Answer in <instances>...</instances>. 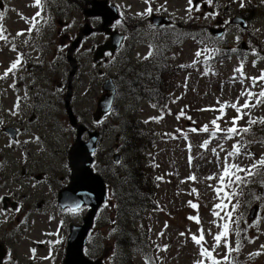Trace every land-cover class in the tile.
I'll return each instance as SVG.
<instances>
[{"label":"rangeland","instance_id":"1","mask_svg":"<svg viewBox=\"0 0 264 264\" xmlns=\"http://www.w3.org/2000/svg\"><path fill=\"white\" fill-rule=\"evenodd\" d=\"M2 1L4 9L3 13L0 12L3 14L0 25L5 29L3 35L7 39L0 40V76H3L8 64L16 59L13 40L10 39L18 28L25 26L22 22L25 18L18 14V9L30 14L34 10L30 9L34 7L29 0L28 2L27 0ZM47 1L50 6H46V9L51 13L45 15L42 22L38 23L34 33L17 38V42L21 45H27V49L30 50L29 57L42 53L41 59L35 60L37 63L20 62L14 74L9 73L5 79H0V118L3 121L0 125V197L9 199L6 208L4 199L0 201V243L5 247L7 245L10 252L5 260L6 264H62L63 257L59 254L64 250L62 242H67L69 225L78 223L87 210L82 208L81 212L63 213L57 204L59 190L69 183L71 172L68 166V152L75 142L76 130L69 124L63 103L61 102L60 106L55 104L59 97L63 101V94L58 95L56 91L61 83H66L72 69L65 59V51H62L61 46L71 39L66 38L67 36L61 37L57 33V30H61V25L57 24L56 20L58 18L67 20L68 27L63 30V33H68L71 38H74L84 23L90 19L86 18L81 11V6L85 5L86 0L81 2L80 0ZM111 2L121 6L126 14L136 15V21L147 17L138 15L144 13L149 7L145 0H111ZM252 2L254 6L247 4L241 9V0H216L213 6L209 5L213 7L214 14H206L203 18H198L204 12L203 8L200 7L199 11L194 10L189 13L186 10L189 7L188 0H151L153 10L163 5L165 10L174 15H171L174 19L187 21L194 17L191 20L200 24L199 31L191 30V34L198 32L203 41L197 42L192 37L179 40L177 48L173 50L174 57L169 61L173 65H178L179 62L198 61L200 57H196V52L203 50V54L209 48L208 44L212 42L217 45L215 39H219L222 47H228L229 50H238L243 41H246L244 48H250V51L243 49L247 52L244 54V60L239 61L235 55H232L217 63L213 68L214 72L210 75H201L198 70L183 71V67L180 66H178L179 73L170 68L169 81L176 86V92L172 95L175 100L168 104L170 113L160 116L159 111L154 109L148 100L142 99H138L130 109L122 112L128 118L148 121L147 129L161 137L155 146L149 149V158L143 157L146 161L144 162L146 170L162 179L157 197L162 210L153 211L147 216L151 238L158 247L156 254L161 257L160 264H195L198 260H203L205 264L206 258L200 255L198 245L191 237L196 235L199 238L203 230L204 240L201 241L205 243L203 246L210 245L213 249L216 244L212 234L220 227H216L218 223L214 219L216 215L213 214L215 211L213 207L219 203L221 196H218L215 191V181L220 180L224 165L230 159L228 153L234 151L233 145L240 143L238 136L226 139L227 133L222 131L221 134L216 133V136L212 138L211 132L217 131L218 124L220 129L233 126L232 119L244 112L248 115H244L236 125L246 127L249 118L253 120L264 118V104H256L257 97H253L250 101L256 106L249 109L242 108L241 113H237L230 106L233 103L237 104V107L244 104L248 97L241 96L242 91L258 94L262 90L260 85H264V81H259L258 86L252 87L251 80L247 79V77H259L264 71V0H252ZM243 10L259 15V18L250 26V32L229 24L227 34L215 39L211 36L209 26L216 24L219 16L229 23L232 14ZM55 17L56 20H54ZM186 27L187 25L179 23L177 35L189 32ZM144 32L151 33V37L136 51L134 59L138 57L136 60L140 61L146 59L144 55L148 53L150 43L155 44V52L158 50L154 40V28L148 25ZM252 35H257V40H254ZM25 38L29 40L28 44ZM97 38L98 35L92 36L86 43L90 44ZM21 53L24 54L23 51ZM76 55L81 62L85 63L82 72L85 76L88 71L87 63H91L92 60L91 51L89 48L81 47ZM242 63L243 77L240 72L234 71ZM35 64L42 65L46 71H39ZM124 65H126L125 61L112 60L104 67L107 69L112 67L111 70L120 71ZM185 76H188V79H185ZM49 79L50 82H48ZM241 79L244 80L243 84L240 83ZM42 83L49 91L38 94V91L42 92L38 87ZM13 84L15 87H10ZM41 88L44 87L41 86ZM98 94L99 91L95 89L87 92L86 86L76 84L77 96L73 103L74 111L78 118H82L80 120L82 123L86 125L88 123L91 127H93L92 113L96 108ZM238 97L239 101H237ZM259 99L264 100V97ZM129 100L127 99L128 102H132ZM16 105L18 107H15ZM218 106L222 107V111H216ZM120 112L111 118L112 121L108 118L102 120L107 137L103 143L106 148L102 147L96 153L97 155L107 149L112 150L109 155L103 154L102 158L98 156L97 164L102 169L98 165L95 166L98 171L114 174L113 176L105 175L104 178L109 187L107 207L104 211H112L109 215L110 221L113 219V203L116 202L113 196L119 191L118 178L124 174L123 168L127 169L128 164L132 167L134 161L132 157H135V154L127 155L126 161L119 159L122 160L119 163L113 159V155L119 153L117 150H120L119 145H121L117 137L126 135L124 131L118 130ZM213 120H216V125L211 123ZM195 124H198L199 130L207 126L208 131L201 133L191 131ZM6 127L18 130L17 137H11L5 131ZM208 136L209 143L204 147ZM236 139L237 143L233 142ZM226 140H228L227 143H225ZM212 149H215V152ZM240 150L241 154L230 159L228 164L237 163L240 166H246L264 157L263 143L240 146ZM249 152L253 154L252 157L245 155ZM123 163H126L125 167L122 166ZM41 172H44L43 177L38 179L37 176ZM255 180L257 181L251 186L246 184L245 188L250 190L244 196V207L240 205L238 211V217L244 219L245 216L248 225L243 229L245 241L239 249L242 253L240 257L245 258L248 264H264V247H262L264 245V167L258 170ZM11 201H15L18 205H12ZM194 202H198L195 208L192 207ZM256 204L259 211L256 218L250 221L246 216L252 207L256 208ZM17 208L19 211H16ZM189 217H196V219H189ZM115 220L118 221L117 218ZM60 222H62V233L58 237L53 230ZM63 222H65L64 228ZM115 230L111 224H107L106 213H101L90 236L93 250L105 254L107 264L118 263L115 259L113 243L116 236ZM238 234L239 231L236 230L233 234L232 246L237 247V242H241ZM223 247L224 242H221V246L215 249L216 253L218 250L223 253ZM47 252H54L55 258L43 262L33 259ZM256 253L258 254L253 255ZM128 260L129 264H144L140 256L136 254L131 258L128 257Z\"/></svg>","mask_w":264,"mask_h":264},{"label":"water","instance_id":"2","mask_svg":"<svg viewBox=\"0 0 264 264\" xmlns=\"http://www.w3.org/2000/svg\"><path fill=\"white\" fill-rule=\"evenodd\" d=\"M92 5L93 7L85 11V14L88 16H102L104 19L103 27L111 24L118 17L116 7L114 5H109L107 0H93ZM153 20L157 25L164 22L157 21V19ZM234 22L240 23L245 27V22L238 17L234 19ZM106 30L109 32L108 28H106ZM90 31L91 29L89 26L83 30L85 34H89ZM79 40L80 38L74 43V46ZM113 43L116 45L118 44L116 32L112 33L111 42H107L99 49L101 51L108 48L114 50ZM104 88L106 91L110 89L113 90L110 83L105 85ZM111 102L112 94H106L102 97L99 101V111L95 115V118L99 119L103 114L108 112ZM71 121L73 124H76V120L73 116H71ZM77 129V141L69 152L70 167L72 169L70 184L59 192V204L63 208H76V205L81 206L83 204H89L92 208L89 215L84 218V224L72 229L64 264H102L100 260L97 262L88 260L82 253L85 238L88 230L92 226L95 212L107 198L104 180L91 168L94 159L92 153L96 149L98 133H90L89 140L86 142L82 140L84 127L79 125ZM8 130L10 131V129ZM11 133L14 134L12 131Z\"/></svg>","mask_w":264,"mask_h":264},{"label":"trees","instance_id":"3","mask_svg":"<svg viewBox=\"0 0 264 264\" xmlns=\"http://www.w3.org/2000/svg\"><path fill=\"white\" fill-rule=\"evenodd\" d=\"M255 16L247 18L248 21H252ZM196 31V29H195ZM229 55L226 54V50L215 48L209 55L204 57L201 65L204 70L209 67L215 66L217 62L225 59ZM198 63H196L197 65ZM204 70L202 72H204ZM207 73V72H206ZM165 75V71L162 76ZM166 80H162L159 83L160 91L159 98L156 99V104L166 103V91L165 84ZM130 83V82H129ZM130 85V86H129ZM129 86V87H128ZM126 88H131L132 91L138 93L141 92L140 83L133 82L132 84L126 83ZM264 126V124H262ZM122 130L126 134L121 141L122 148L127 155L135 154L133 158L132 167L127 170L125 176L118 179L117 188L118 194L114 195L116 204L122 206V210L125 212L126 217H138L145 208H154L156 206V192L158 187V181L156 177H153L147 170L144 158L148 148L152 147L154 141L160 136H157L151 130L147 129L146 124L136 119H130L129 122L126 120L122 125ZM261 130V129H260ZM261 132V131H260ZM248 133H242L243 137L249 138ZM259 140H264L263 136L259 137ZM122 180V181H120ZM134 241L135 245L142 249L144 248L146 241L142 238H135V240L124 239L127 242Z\"/></svg>","mask_w":264,"mask_h":264},{"label":"snow or ice","instance_id":"4","mask_svg":"<svg viewBox=\"0 0 264 264\" xmlns=\"http://www.w3.org/2000/svg\"><path fill=\"white\" fill-rule=\"evenodd\" d=\"M205 2L209 5L213 4L214 0H205ZM145 3L146 4H149V7L145 10L144 13H139L138 15H148V14H151L153 9L151 7V0H145ZM188 4H189V7L186 9L189 13H191L192 11H199L200 10V4H193V0H188ZM35 6H38V7H41L42 4H41V0H35ZM163 7V5L161 6ZM241 7H243V2H241ZM157 11H159V9H157ZM207 15H212V14H207ZM36 16H40V12H37L36 13ZM3 19V14L0 13V20ZM35 19V18H33ZM117 23H119V21H117ZM5 31V29L3 28L2 25H0V40H6L7 38L3 35V32ZM23 31L17 33V35H23ZM202 51L203 50H198L196 52V57L199 58L202 54ZM235 51V50H234ZM152 53L150 52L149 53V56L151 55ZM147 58V57H145ZM197 61H193V65H195ZM20 64V59L19 57L17 58V60L13 61L10 65V67L5 70L3 76H0V79H5L9 73H13L14 74V70L17 69L18 65ZM183 67V66H182ZM234 71H237V72H240L241 73V76L243 77V63L241 64V66L237 69H235ZM235 80V77L233 78ZM247 79L251 80L252 82V87H256L258 86V82L259 81H264V71L261 72V75L259 77H247ZM244 80L241 79L240 80V83L243 84ZM262 90L256 94V93H253L251 91H242L240 93L241 96H247L248 99L245 100L244 104L241 105L240 107H237V104L233 103L231 104L230 106L232 108H234L237 113H241V109H249L251 107H255L256 104H264V100L262 99H259L261 97H264V85H260ZM10 87H15V84L13 85H10ZM253 97H257L256 98V104H252L250 103V101L252 100ZM237 101H239V97L237 98ZM15 107H18V105H16ZM15 114V113H13ZM244 115H248L247 112H244L242 113V115H238L237 117H234L231 121V123L233 124V127H229L227 129H220L219 125H216V120H213L211 123L213 125H216V130L217 131H223V132H226L227 135L225 136L226 139H232L233 137L235 136H238L240 135L241 132L243 133H248L251 129V125L253 124H256L257 122L261 123V124H264V118H261L259 121L257 120H253L251 118H249L248 120V127H243V128H238L236 126L237 122L243 118ZM3 121L0 120V124H2ZM18 131V130H17ZM191 131L195 132V131H198L197 129L193 128L191 129ZM200 131H204V132H207L208 131V127L205 126L203 129H200ZM11 135V133H10ZM212 136L215 137L216 136V132H212ZM209 143V141H205L204 142V147L207 146V144ZM249 143H251V141H249ZM222 148V145L220 146ZM233 149L234 151L232 152H229L228 153V156H238L241 154V150H240V146L239 144H234L233 145ZM213 152H215V149H212ZM245 155L249 156V157H252L253 154L252 153H245ZM227 160V158H225ZM257 163L259 165H262L264 166V157H262L258 162H255L252 164V168L256 167L257 166ZM230 169H235L236 172H246L248 175H252L253 173L251 172V168L249 169H245V168H242L239 164H225V167H224V170H223V174L220 176V180L223 181L225 176H230ZM231 175H234L235 176V181L236 182H240V183H244L245 180L243 177L241 176H238V175H235V173H231ZM211 178V177H210ZM159 179V178H158ZM191 179H195V177H191ZM233 181L231 179H229V184H231ZM195 191V190H194ZM217 193L219 194V192L221 191V189L217 188L216 189ZM230 195H235V193H232V194H229V198H230ZM4 199V197H0V201H2ZM191 203V202H189ZM80 206L79 205H76V208H79ZM192 207L195 208L197 207V205L195 204H192ZM215 208H221V204H216L214 206ZM226 207V205H225ZM235 208V205H233V209ZM16 211H19V208L16 209ZM214 215H219V213L217 212H214L213 213ZM227 215L230 217L231 216V212L227 213ZM189 219H196V217H189ZM221 219H223V217H221ZM228 233H229V225L227 223H225L223 225V231L222 232H219L218 234H215L214 235V240L216 242V244L213 246V251H215L216 248L220 247L221 246V241L223 240L224 241V247H226L228 249V251H239V242H237V247L235 249H232L231 246L227 243V236H228ZM162 234V233H161ZM181 235H184V233H181ZM192 240L194 241V243H196L197 245H200V255L201 256H204V257H207L209 260L212 261V264H220V261L216 260V258L212 255V251H209V249L205 248L203 246V244L201 243V241L204 240V235H203V230H201V235L199 236V238H197L196 235H192ZM262 247H264V245H262ZM34 251V250H33ZM258 253L256 254H253V255H257ZM224 260H227L228 259V256L225 255L223 257ZM195 264H204L203 260H198L195 262Z\"/></svg>","mask_w":264,"mask_h":264},{"label":"flooded vegetation","instance_id":"5","mask_svg":"<svg viewBox=\"0 0 264 264\" xmlns=\"http://www.w3.org/2000/svg\"><path fill=\"white\" fill-rule=\"evenodd\" d=\"M200 1L203 2V0H199V2ZM84 7L85 6H81V11H83ZM90 20H91L90 22L92 23L94 28L101 27V22H100L101 19L100 18L91 17ZM167 21H170V23L164 24V26L154 27L155 28L154 33L156 34L154 37V40L157 43V47H158V54L156 57H159L160 58L159 60H156L155 58H153V54L155 52V44L150 43L148 45V50H149V53L151 52L152 54L150 56L148 55V57H147L148 59L143 61L140 65H133V61L134 60L136 61V59L138 58V57H136V59H134V56L136 55V51H137L138 47L141 45L144 46L149 41V38L151 37V35H150V33L144 35L142 32H140L141 29H138L137 25L132 24L128 20L127 21L124 20L123 22H121L118 25L113 24L112 29H114V28L118 29L120 31V33H122L123 39H122L120 46L118 47V50H116L113 53L108 52L107 56H104L102 58V60L108 61V56L109 57L113 56L114 58H117V59H120V56H124L126 58V61H127V67H126L124 76H126V71H127L128 75L135 76V77L137 76L142 83H147L148 80L154 76V74H156L160 71L161 65L159 63H161L163 61V57L165 56L163 43L165 42L166 39H168L169 37H172L174 35L175 31L172 30L171 28L175 29L177 27V23L174 20H172V21L167 20ZM219 21H220L221 25L226 27L225 22L223 20H219ZM100 34H101V37L99 39L95 40L90 46V49L93 52V55H95L96 48L99 45H101L102 43H105L108 40V38L110 37V35L105 33L104 31H101ZM161 36H163V37L160 38ZM139 43H141V44H139ZM171 56L173 57L174 55L171 54ZM137 68H139L138 71H136ZM101 71H103V70L101 69ZM118 77H120V75L117 73H112V70L109 71L106 75V78H112L113 79L116 88H117L116 80ZM96 83H99V81H96ZM95 86L97 89V85H95ZM99 86H100V83H99ZM98 91H99V89H98ZM148 98L149 97L146 96V99H148ZM150 98H154V97H150ZM114 104L118 105L115 102H114ZM5 249H6V253H7V248L5 247Z\"/></svg>","mask_w":264,"mask_h":264}]
</instances>
